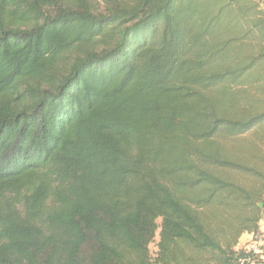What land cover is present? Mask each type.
<instances>
[{"label": "trees", "instance_id": "16d2710c", "mask_svg": "<svg viewBox=\"0 0 264 264\" xmlns=\"http://www.w3.org/2000/svg\"><path fill=\"white\" fill-rule=\"evenodd\" d=\"M263 202L257 0H0V264H242Z\"/></svg>", "mask_w": 264, "mask_h": 264}, {"label": "built area", "instance_id": "2783aa9c", "mask_svg": "<svg viewBox=\"0 0 264 264\" xmlns=\"http://www.w3.org/2000/svg\"><path fill=\"white\" fill-rule=\"evenodd\" d=\"M249 257L242 261V264H260L256 259L264 256V231L262 234L252 236L251 243L248 245Z\"/></svg>", "mask_w": 264, "mask_h": 264}, {"label": "rangeland", "instance_id": "374dc122", "mask_svg": "<svg viewBox=\"0 0 264 264\" xmlns=\"http://www.w3.org/2000/svg\"><path fill=\"white\" fill-rule=\"evenodd\" d=\"M87 1H90L96 10L102 11L103 0H87ZM157 242H158V232L156 233V237L154 239V242L149 246V256L151 259H153L156 255V252H157L156 244H157ZM246 242H247V239L241 238V240L239 241V244H238V248L239 249L245 248ZM83 253H84V259L87 260L89 249L88 248L85 249Z\"/></svg>", "mask_w": 264, "mask_h": 264}, {"label": "crops", "instance_id": "0c3cea01", "mask_svg": "<svg viewBox=\"0 0 264 264\" xmlns=\"http://www.w3.org/2000/svg\"><path fill=\"white\" fill-rule=\"evenodd\" d=\"M257 1L260 3L261 7L264 9V0H257ZM262 207H263V210H264V202H263ZM260 231L261 232L264 231V214H263V219H262V221L260 223ZM242 238L248 240V239H250V236L249 235H244ZM260 264H264V256L261 257V263Z\"/></svg>", "mask_w": 264, "mask_h": 264}]
</instances>
